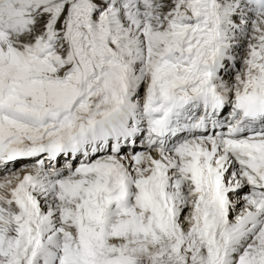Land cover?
<instances>
[{
    "label": "snow or ice",
    "instance_id": "obj_1",
    "mask_svg": "<svg viewBox=\"0 0 264 264\" xmlns=\"http://www.w3.org/2000/svg\"><path fill=\"white\" fill-rule=\"evenodd\" d=\"M0 264H264V0H0Z\"/></svg>",
    "mask_w": 264,
    "mask_h": 264
}]
</instances>
